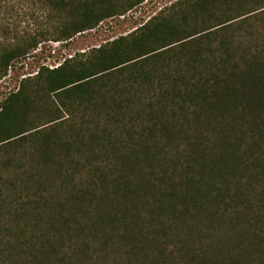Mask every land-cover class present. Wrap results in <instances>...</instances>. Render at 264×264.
<instances>
[{
    "label": "trees",
    "instance_id": "1",
    "mask_svg": "<svg viewBox=\"0 0 264 264\" xmlns=\"http://www.w3.org/2000/svg\"><path fill=\"white\" fill-rule=\"evenodd\" d=\"M145 0H0V80ZM264 263V0H180L0 105V264Z\"/></svg>",
    "mask_w": 264,
    "mask_h": 264
},
{
    "label": "rangeland",
    "instance_id": "2",
    "mask_svg": "<svg viewBox=\"0 0 264 264\" xmlns=\"http://www.w3.org/2000/svg\"><path fill=\"white\" fill-rule=\"evenodd\" d=\"M180 0H145L124 16L103 21L94 30L77 35L69 42H47L27 58L15 62L6 77L0 80V105L10 91L17 90L22 80L33 77L39 68H54L66 59L89 49L100 47L121 36H126L146 24L166 7ZM254 264H264L255 259Z\"/></svg>",
    "mask_w": 264,
    "mask_h": 264
}]
</instances>
